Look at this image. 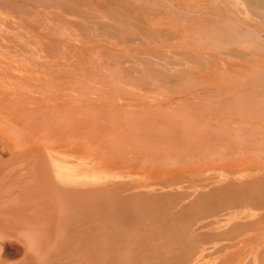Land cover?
Here are the masks:
<instances>
[{"label":"bare ground","instance_id":"bare-ground-1","mask_svg":"<svg viewBox=\"0 0 264 264\" xmlns=\"http://www.w3.org/2000/svg\"><path fill=\"white\" fill-rule=\"evenodd\" d=\"M136 1L139 2L136 3ZM143 1L0 0V13L18 15L20 17L19 22L13 21L10 25L12 26L11 28L17 27L16 29L18 30L19 27L20 30L22 29L21 26H39L44 29L61 31L62 29L87 30L93 28L115 30L121 29L123 26L103 18L106 16L109 18L130 16L135 11L142 9ZM228 5H231L232 8H228ZM174 6L175 3L172 4V7ZM175 8L178 9L176 6ZM263 8L264 0H225L223 8L203 10L205 15L194 19L192 23L196 22L195 25L192 23H190L191 25H186L189 19H183L184 22L182 21L181 23L185 26L176 31L180 39L187 42L182 55L185 56L186 60H192L198 54L205 56L208 51L207 60H209V63L206 64L208 70H201L198 75L207 76L213 83L210 82L206 87H203L205 85L203 84V88L200 85L201 91L191 92L190 94H185V96L183 93L181 94L183 99L187 98L185 101L191 99L192 102L190 103L195 104V106L197 104L198 110L202 113L204 112V116L206 112L211 115L213 121L216 120V123L217 121L223 122V125L220 122L219 126L221 127H216L217 124L216 126L206 125L205 123L202 125L199 122L202 121L200 118L187 116L188 119H179V116H171V112L165 115L166 117L163 114L162 116L160 114L156 115L150 113V110L147 109L150 107H147V113L136 115L137 119L139 118L137 123L145 130L147 139H150L152 144H155V146L149 144L144 147L145 150L157 149V151L162 152L170 150L171 153H176L179 156H182V153L184 155L186 152L191 151L195 155H200L201 153L198 151L201 148V142L193 134L200 135V137L203 136L207 143L211 145L217 144V146L220 144L228 146L233 142L234 140L231 141L233 136L231 137L232 134L230 135L232 132L237 133V135H244L246 138H242L248 142H250L249 137L251 139V136L253 142L254 132L256 134L261 132L260 134L264 135V127H262L264 123L260 119L263 125H258L259 127L256 126L257 124L254 127L250 124V128L247 125L243 126L240 124V120L245 116L247 117L248 114L255 113L262 115V117L264 115V108H261L263 105L259 101L261 99L251 96L252 93H259L255 95L258 97L264 92ZM180 9L182 10L183 6L180 5ZM186 9L183 11L186 12ZM187 10L190 11L189 9ZM188 13L186 12V14ZM191 13L196 15L193 11L189 14ZM177 23H180L179 20ZM1 26L0 29H2ZM168 32L169 35H175L170 34L171 30ZM14 33L12 32V34ZM4 51L2 54L6 53L5 55H8ZM158 57L167 62L170 59V57L164 55ZM235 57H240V60L232 61L231 59ZM21 64L19 65L21 66ZM23 64L26 65V63ZM58 64L48 68L44 67L45 71L48 69L47 71L51 72L52 77L47 78V76L39 75L21 79L28 92H24L25 90H20V92H24L27 96H22L23 98L18 96L20 99H17V103L14 104L24 107L28 104H33V106L37 107V110L30 111L27 108H23L19 113L16 111L10 113V115L7 114L8 118L6 119L13 120L15 123L0 126L3 129L2 131L0 130V135L5 137L3 140H7L6 144L3 142V146L10 151L8 161L0 160V195L6 197L5 201H9L0 210V232L7 233V237L16 238L19 245L20 243L24 244V246L13 249V242H11L10 238L8 240V238H4V235H0V264H264V149L257 150L260 145L258 147L251 146L248 148L251 150H247L241 157L233 158L223 167L222 173L218 176L196 177L193 179V182L196 181L198 183L206 180L205 184L213 183V186L209 201H200L203 202L200 203L201 207H197L196 218H194L192 223L187 222L186 227L183 229L179 227L181 221L178 223V220L184 216L181 209L177 211L172 210V208L167 209L168 216L160 213L159 209L155 207L148 210L146 207H130L127 203L120 204L118 206L119 211L112 212L118 218L115 223L102 224L99 211L100 191L96 186H88L85 174L86 149L84 133L86 129L84 111L87 101L85 94L89 85H86L81 77L82 73L80 75V71L73 69V66L70 68L64 64L61 65L60 62ZM68 65L71 66L69 63ZM118 69L120 68L118 67ZM230 69L247 74L237 76L238 74L231 73ZM29 70H31L32 74L37 73L35 70L28 68ZM153 71L165 80H178L183 76L182 72H191L188 68L172 73L159 68H153ZM123 74L125 75V73ZM0 75V77L3 76L1 73ZM123 76L121 75V77ZM115 78L117 79V77ZM124 79L126 78L124 77ZM131 79L128 77L129 83L132 82ZM152 79L150 78V80ZM188 79L189 81L192 80ZM6 81L9 80L7 79ZM32 81L40 83L35 85V89L31 88L33 89L31 91L29 85H34L31 83ZM124 81L122 82L124 83ZM134 81H136L135 78ZM154 82L158 83L157 80ZM11 83L13 84V82ZM123 83H120V85ZM125 84H128V82ZM142 84L144 85L145 83L143 82ZM124 86L118 85V88L121 89ZM229 88L231 90L234 89V92L229 91ZM110 89L113 90L112 88ZM191 89H195V87H191ZM160 90L162 92L163 88H160ZM242 90H246V92ZM97 91L100 90L97 89ZM125 91L127 90L125 89ZM136 94L142 95L139 92H136ZM172 95L177 96L178 94ZM213 96L220 103L214 100V105L209 104L208 101L212 100ZM146 97L148 100V96ZM137 98L140 99V97ZM158 98L160 99V96ZM162 98L165 97L161 95ZM12 99L14 101L15 98ZM128 100L130 99L124 101ZM203 100L207 102L208 106ZM121 101L120 99L119 103ZM140 102L142 103L143 101ZM234 102L239 105L237 114L234 113L235 109L228 107L233 105ZM127 103L129 104L130 101ZM95 105L91 106L95 107ZM255 106L258 107L259 111L255 109ZM112 107L114 106L112 105ZM132 107L135 108V106ZM144 107L141 108L144 109ZM118 108L120 109V107ZM136 108L139 107L137 106ZM88 111L90 112V109ZM166 111L168 113V110ZM182 111L183 109L180 113ZM110 112L114 111L111 110ZM119 112L121 113V110ZM138 112H140V108ZM202 113L198 114L202 115ZM34 114L35 118L32 120L27 122L22 120V117ZM123 114L125 113L123 112ZM134 114H137V112H134ZM118 115L122 117V115ZM118 115L111 116L110 114L109 116L113 120L115 117L119 118ZM252 115L254 116V114ZM106 116L107 114L105 118H108ZM113 116L114 118H112ZM204 116L202 115V118L205 120L207 117L204 118ZM131 117L130 120H133ZM248 117L251 116L248 115ZM99 119L101 118L99 117ZM164 119L167 126L160 124ZM210 119L209 122H212ZM206 120L208 121V119ZM236 120L240 122L239 126H232L234 123L229 124L228 122L235 121L236 123ZM101 122L103 121L101 120ZM109 122L112 123V121ZM226 122L230 126L226 125ZM213 124L215 123L213 122ZM95 130L98 129L95 128ZM39 132L48 134V138H40L38 136ZM234 137L237 138V136ZM239 138L241 139V137ZM8 140H11L14 144ZM259 141V144L264 143ZM235 146L234 148H237V145ZM255 148L257 149L254 150ZM151 172L154 175H163L158 183L164 187H170L175 183L171 180L175 174L169 173L167 168L156 167ZM148 197L172 201L178 199L180 195L166 188V190L152 193ZM201 209H204L203 212ZM205 210L207 211L205 212ZM55 222L71 223L72 227L70 226L65 232L56 234L52 229V225ZM14 238L12 239L14 240ZM50 240L60 241L61 252L56 255L38 252V249H42L41 246ZM15 257H20V260L13 261L12 259ZM57 257L60 258L58 262L56 261Z\"/></svg>","mask_w":264,"mask_h":264},{"label":"rangeland","instance_id":"rangeland-1","mask_svg":"<svg viewBox=\"0 0 264 264\" xmlns=\"http://www.w3.org/2000/svg\"><path fill=\"white\" fill-rule=\"evenodd\" d=\"M164 1L163 0H159V1L158 0H144L142 3L143 4L142 9L135 11L130 16L117 17V18L116 17L109 18L107 16L104 17L103 18L104 20H108V21H111V22H114V23H117L123 26L121 29H115V30L93 28V29H87V30H80V29L63 30L62 29L61 31V30H53V29L52 30L44 29L39 26L38 27H32V26L22 27L21 26L22 29L20 30V27H19V30H18L16 29L17 27L11 28L12 26H10L11 22L20 20L19 19L20 17L18 15L15 16V15L7 14V13H2V12L0 13V24L2 25V23H4L2 26L0 25L2 27V29H0V47H1L0 49L1 50L0 51L1 52L0 68L3 67L0 69V73L3 75L2 77H4V78L0 77L1 78L0 83H2L0 84V90L2 91V92L0 91V101H1L0 102V107H1L0 108V113H1L0 114V122H1L0 126L3 124L15 123V121L13 120L6 119L8 118L7 114L10 115V113L16 112V111L19 113V111L22 110L23 108H27V110H30V111L37 110V107L33 106V104H28L26 105V107L22 105L19 106L18 104H14V103H17L16 102L17 99L18 100L20 99L19 97L23 98L24 96H27V94H25L24 92H28V91H26V88L23 85V81L21 79L32 78V77L39 76V75L47 76V78L52 77L53 75L50 74L51 72L49 73L47 69L46 70L48 72L47 73L45 71V68H48L50 66L59 65L58 64L59 62L61 65L64 64L70 68L73 66V69L80 71V75L82 73L81 77L84 79V82L86 83V85H89L87 86V90L85 94V97L87 96L86 98L87 101L85 105L86 109L84 111V117H85L84 124H85V129H86L84 133V141H85V149H86L85 174H86V180H87L88 186H96L100 191L101 201H100L99 211H100V215L102 218L101 222L104 225L108 223H115L118 218L117 216H114L115 214H113L112 212L119 211L118 206L120 204L127 203L130 207L131 206H134L137 208L146 207L148 208V210L150 208L155 207L159 209L160 213H163L166 215H168L167 209L169 208H172V210H175V211L181 209L184 216L178 220V223L181 221V223L179 224V227L183 229L184 227H186L187 222L192 223L194 218H196L195 214L197 213V207H201L200 203L203 202V201L202 202L200 201L201 200H204L206 202L209 201L210 199L209 195L211 193L212 186H213V183L205 184L204 182H206V180L203 181L202 183H198L196 181L193 182L194 178L196 177H207L208 178L212 176L214 177L218 176L219 174L222 173L223 167L227 165L228 162H230L233 158L235 159L237 157H241L243 154H245L247 150H251V149H248L251 146L258 147L260 145L258 149L255 148L254 150L264 149V143H260V144L258 143L259 140H260L259 142H264L263 141L264 135L260 134L261 132H257L259 134H256V132H254L255 134H254L253 142H252V139H253L252 136H251V139L249 137V141L252 143L245 141L244 139L246 137L244 135L242 134L237 135V133L232 132L230 133V135L232 134L231 137L233 136L231 141L233 140L234 141L231 142L228 146L221 145V144L220 145L218 144L219 146H217V144L211 145L207 143V141L204 139L203 136L200 137V135H196V134L194 135L192 133L193 136L199 139L201 142V148L198 151L199 153H201L200 155H195L193 152L188 151L186 152V154L183 155L182 153L181 154L182 156H179L176 153L175 154L171 153L170 150H166L162 152V151H157V149H151V150L144 149V147L148 146L149 144H151V146L153 145L155 146V144H152V141H150V139H147L146 133L144 132L145 130L141 128L140 125L137 123L139 119V118L137 119V116L142 115V114L144 115L145 113H147L148 112V110H146L147 107H150V108H147L150 110L149 111L150 113H153L156 115L160 114L162 116L163 114V116H165V115H168L169 112H171L170 113L171 116H175V117L179 116L178 117L179 119H183V118L188 119V117L200 118L202 119V121H204V122L199 121L200 124L202 125H204L203 123H205L206 125L210 124L214 126H216L217 124L216 127H221L219 126L220 121H217L216 123L215 122L216 120L213 121L211 118V115H208V113L206 112L204 116L203 114L204 112L202 113L198 110L197 104L195 106V104L190 103L192 102L191 99L188 101H185L187 99L185 97H184L185 99H183V95L181 93H183L185 96V94H190L191 92L201 91L203 87H206L207 84H209L210 82L211 83L213 82L205 75H198L199 71L208 70L207 65H206L207 63H209V60H207L208 51L206 52L205 56L198 54L195 56L194 59L186 60L185 56L182 55V51L185 50L187 46V42L186 40L184 41L180 39L179 34H177L176 31H178V29H181L182 27L185 26L183 25V23H181L182 21L184 22L183 19L185 20L189 19V22H187L188 24L186 23L185 24L191 25L190 23H192L194 19L205 15L203 14L205 13L203 10L205 9L215 10L217 8H223V3H225V0H221V1L220 0H175V2L174 0H171V1L164 0ZM166 1H168L170 4L175 3V6L178 7L179 11L178 9L175 8V6L172 7V4L170 6V4ZM137 2L139 1H136V3ZM180 5L183 6L182 10L180 9ZM186 8L189 9L190 11H188ZM228 8H232V6L228 5ZM184 9H186L185 11L189 13L193 11V13H195L196 15L192 13L186 14V12L183 11ZM180 10L184 13H182ZM140 14H144V15H140ZM172 16H175V17H172ZM178 20L180 23H177ZM192 24L195 25L196 22ZM169 30L172 31L170 34H175V35L174 36L169 35L168 34ZM12 32H15V33L12 34ZM216 36L218 35L216 34ZM119 46L120 47L122 46V47L120 48ZM3 50H5L4 52H7L8 55H5L6 53L2 54ZM162 55L170 57L169 61L167 62L166 60L158 57ZM21 60L22 62H20ZM56 60L57 61L60 60V61L56 63L57 62ZM231 60L237 61V60H240V57H235V58H232ZM17 61L19 62L17 63ZM20 63H22L21 66L19 65ZM23 63H26V65ZM68 63L71 64V66L68 65ZM118 67L120 69H118ZM152 67L155 69H158V68L165 69L169 73L180 71L182 69H187V68L190 69L191 72L189 73L182 72L183 76L178 80H165L160 75L155 74V71H153ZM28 68L35 70L37 73L32 74L31 70L28 71ZM230 71L231 73L234 72L233 74L235 75L238 74L237 76H244L247 74V73L239 72V71L232 70V69H230ZM123 73H125V75ZM120 74L124 76L121 77ZM5 76H6V79H5ZM127 76L129 78H132L131 83H129L130 79L128 80ZM115 77H117V79L119 78V80H117ZM124 77L126 79H124ZM134 78L136 81H134ZM147 78L149 79V81ZM150 78L151 79L153 78L154 81L157 80L158 83L161 82L159 83L160 85L152 81L153 79L150 80ZM188 78L192 80L189 81ZM7 79L9 81H6ZM186 80L187 82H185ZM122 81H124V83ZM142 81L145 83L144 85L142 84L143 83ZM11 82H13L14 86ZM127 82L128 84H125ZM179 82L181 83L183 82V83L181 84ZM31 83L34 84V85L31 84L32 87L31 85H29V88L32 91L33 89L31 88L35 89L36 87L35 85L39 84L40 82L37 83V81L36 82L32 81ZM120 83H123V84L120 85ZM129 84H131L133 88ZM156 84L158 85L155 86ZM118 85L119 86L125 85L124 86L125 88L121 87V89H119ZM200 85L201 87L203 85V87L201 88ZM191 87L192 88L195 87V89H191ZM197 87H200V88H197ZM110 88H112L113 90H111ZM160 88L161 89L163 88L162 92ZM90 89H92L93 91ZM97 89L100 91H97ZM125 89L129 91L127 92L125 91ZM20 90L22 91L25 90V91L20 92ZM133 90L135 93L133 92ZM213 90H215V88H213ZM222 90H225V89H222ZM130 91H131V94H130ZM165 91L167 92L163 93ZM229 91L234 92V89L231 90L229 88ZM242 91L246 92V90H242ZM136 92H139V94H142V95L141 96L137 95L138 93L136 94ZM156 92H159V93H156ZM143 93H144V96H143ZM171 93L172 94L176 93L180 95L175 96V95H172ZM257 94L259 93H252L251 96L253 98L261 99L262 101L259 100L263 105V106L261 105L262 106L261 108H264V99H263L264 92L258 95V97L255 96ZM2 95H5V96H2ZM154 95L155 96L158 95V96L155 97ZM161 95L162 97H165V98L161 99ZM90 96L92 97V99ZM146 96H148L149 98L148 100ZM159 96H160V99L158 98ZM119 97H122V98H119ZM137 97H140V99H138ZM213 97H212V100H210L211 103L210 101H208L209 104L214 105L215 101L219 102V100H216L215 97L213 99ZM12 98H15L14 101ZM150 98H154L155 101H153L154 99H150ZM120 99L122 100L121 103H119ZM127 99H130L128 100L130 101L129 104L127 103L128 101H124ZM170 99L171 101H169ZM158 100L160 101L158 102ZM131 101H132V104H131ZM135 101H137L136 102L137 104L133 103ZM140 101H143V102L141 103ZM203 102L207 105V102H205L204 100ZM218 102L216 103L218 104ZM150 104L152 107L150 106ZM91 105H95V107ZM110 105L111 106L113 105L114 107L111 108ZM136 105L140 108V112H138L139 108H136L137 107ZM168 105L170 108L168 107ZM132 106H135V108ZM158 106H161V107H158ZM34 107L35 109H33ZM118 107H120V109ZM141 107H144V109ZM228 107L235 109L236 111L234 113L237 114V108L239 107L237 103L234 102L233 105H230ZM173 108L176 110V112ZM178 108L181 110L183 109L184 112L182 111V113H180L181 110H179ZM87 109L88 110L90 109V112ZM255 109L259 111L258 107H256ZM111 110L114 112H110ZM120 110L122 114L119 112ZM166 110H168V113ZM160 111L162 112L160 113ZM96 112H100L101 114L96 113ZM123 112L125 114H123ZM134 112H137V114H134ZM198 113H202L204 118L207 117L206 119H208V121L206 119L204 120L202 118V115ZM106 114L108 118H105ZM110 114L111 116L120 114L122 115V117L118 115L119 118L118 117L114 118L113 116L112 118H114L115 120L114 119L112 120L111 116H109ZM252 114H254V116ZM252 114L251 115L248 114L251 117H248L247 115V117L250 120L252 118H255V119H252L253 121L251 120L252 122L246 116L242 120H240L241 123L237 120H236V123L235 121L233 122L228 121V122L229 124L234 123L232 124V126L234 125L239 126L240 124L243 126L247 125V127L249 128L251 126L254 127L256 124H257L256 126L258 125L262 126L264 123L263 121L264 115L262 117V115L260 116L255 113H252ZM94 115H96L95 116L96 119H94L95 118ZM128 115L132 116L131 118L135 122L133 120H130V116ZM99 117L101 119H99ZM123 117H125L126 119ZM33 118H35V114L24 116L22 117V120L27 122V121L32 120ZM209 119L212 122H209ZM259 119L262 120L261 122L263 123H261ZM101 120L104 123L101 122ZM245 120L248 122H246ZM109 121H112V123ZM162 121L163 122H161L160 124L163 126H167L166 120L164 119ZM213 122L215 124H213ZM228 122H226V125H229ZM220 123L221 125H223V122H220ZM262 127H264V125ZM95 128L98 130H95ZM0 130L2 131L3 129L0 128ZM38 136L43 139L48 138V134H43V132H39ZM139 136L142 140L139 138ZM234 136H237V138H235ZM239 137H241V139ZM255 137L256 139L257 138L258 139L256 140ZM3 138L5 137H2L0 135V160L8 161L10 158V151L6 150L5 149L6 147L4 148L3 142H5L6 144L7 140L5 141L3 140ZM8 141L12 142L11 140H8ZM254 141L255 142L257 141V142L255 143ZM12 143L14 144V142ZM235 145H237V148H234L236 147ZM99 164L101 165L100 167H99ZM156 167L157 168H160V167L167 168L169 169V173H171L172 175L175 174V176L171 178L172 182H175V183H173V185L170 187H164L160 183H158V181L162 179L163 175L161 174L154 175L151 172V170H153ZM177 168H179V170H177ZM172 169L175 171H173ZM166 188L175 191L178 195H180V197L172 201H169L166 199H159V198L157 199L153 197H148L150 194L156 193V192H162L166 190ZM0 190H1V187H0ZM201 194H202V197H201ZM5 200H6V197H2L0 195V210L9 202ZM206 211L207 210H205V212ZM70 226H71V223L65 224L64 222L62 223L55 222L52 225V229L55 231L56 234H58V233L65 232V230H67ZM6 234L7 233L0 232V235L5 236L4 238H8V240L10 238L11 242H13V246H12L13 249L15 247L24 246V244L22 243H20L19 245V242L17 241L16 238L11 237V236L7 237ZM12 238H14V240ZM59 244H60V241L58 240L57 241H53V240L47 241L44 243V245L41 246L42 249L40 250L38 249V252H40L41 254L48 253L49 255L50 254L56 255L61 252ZM12 260L19 261L20 257H15ZM59 260L60 258L57 257L56 261L58 262Z\"/></svg>","mask_w":264,"mask_h":264}]
</instances>
